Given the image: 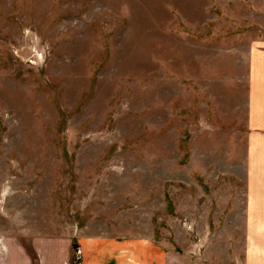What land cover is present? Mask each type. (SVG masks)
Returning a JSON list of instances; mask_svg holds the SVG:
<instances>
[{"label":"rangeland","instance_id":"1","mask_svg":"<svg viewBox=\"0 0 264 264\" xmlns=\"http://www.w3.org/2000/svg\"><path fill=\"white\" fill-rule=\"evenodd\" d=\"M261 46L264 0H0V264H264L243 228Z\"/></svg>","mask_w":264,"mask_h":264},{"label":"crops","instance_id":"2","mask_svg":"<svg viewBox=\"0 0 264 264\" xmlns=\"http://www.w3.org/2000/svg\"><path fill=\"white\" fill-rule=\"evenodd\" d=\"M259 48L256 47L249 54L247 63L246 115L248 136H246L247 156L245 159L246 178L244 180L246 217L243 228L248 231H264V46H261L260 50ZM249 240L251 241V238ZM261 242L264 245V242ZM115 243L113 242L112 245ZM90 246L91 248L85 247V249H82L87 259L90 252L94 253L96 251V246L107 248L109 245L103 241H97L90 242ZM3 247L5 249L4 251L0 249V257L5 253L6 255L9 254L8 244H4ZM137 247L135 245L133 254L129 259L126 260L127 254L121 252L117 255L116 261L119 259V264H202L196 260L191 261V259L179 254H165L159 251L158 248L148 244L142 247L139 246V250ZM111 248V252L121 249L119 244ZM259 251L261 259H264V250L258 249L257 252ZM108 258L115 262V259ZM248 259L250 264H254L253 253L250 256L248 255ZM97 261H99L98 258ZM22 263L24 264V262Z\"/></svg>","mask_w":264,"mask_h":264},{"label":"built area","instance_id":"3","mask_svg":"<svg viewBox=\"0 0 264 264\" xmlns=\"http://www.w3.org/2000/svg\"><path fill=\"white\" fill-rule=\"evenodd\" d=\"M37 56V59L40 60V61H43L44 60V56L40 53L36 54Z\"/></svg>","mask_w":264,"mask_h":264}]
</instances>
